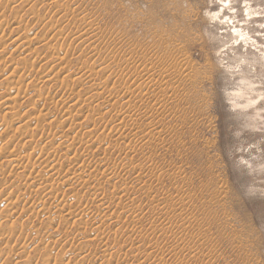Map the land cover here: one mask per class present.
I'll list each match as a JSON object with an SVG mask.
<instances>
[{
	"label": "rangeland",
	"instance_id": "rangeland-1",
	"mask_svg": "<svg viewBox=\"0 0 264 264\" xmlns=\"http://www.w3.org/2000/svg\"><path fill=\"white\" fill-rule=\"evenodd\" d=\"M181 10L0 0V264H264V198Z\"/></svg>",
	"mask_w": 264,
	"mask_h": 264
},
{
	"label": "clouds",
	"instance_id": "clouds-1",
	"mask_svg": "<svg viewBox=\"0 0 264 264\" xmlns=\"http://www.w3.org/2000/svg\"><path fill=\"white\" fill-rule=\"evenodd\" d=\"M236 2L200 0L204 7L193 8L181 0L180 14L183 19L190 7L204 22L195 33L220 77L231 138L228 157L243 179V194L264 198V0H239V9Z\"/></svg>",
	"mask_w": 264,
	"mask_h": 264
},
{
	"label": "bare ground",
	"instance_id": "bare-ground-1",
	"mask_svg": "<svg viewBox=\"0 0 264 264\" xmlns=\"http://www.w3.org/2000/svg\"><path fill=\"white\" fill-rule=\"evenodd\" d=\"M125 63V62H124Z\"/></svg>",
	"mask_w": 264,
	"mask_h": 264
}]
</instances>
